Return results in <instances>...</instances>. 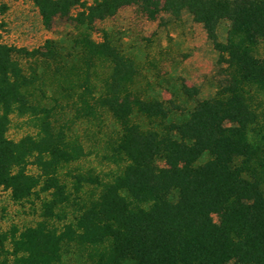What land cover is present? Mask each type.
<instances>
[{
	"label": "trees",
	"instance_id": "16d2710c",
	"mask_svg": "<svg viewBox=\"0 0 264 264\" xmlns=\"http://www.w3.org/2000/svg\"><path fill=\"white\" fill-rule=\"evenodd\" d=\"M31 1L59 31L0 43V264H264V0ZM125 8L199 24L211 92Z\"/></svg>",
	"mask_w": 264,
	"mask_h": 264
},
{
	"label": "rangeland",
	"instance_id": "374dc122",
	"mask_svg": "<svg viewBox=\"0 0 264 264\" xmlns=\"http://www.w3.org/2000/svg\"><path fill=\"white\" fill-rule=\"evenodd\" d=\"M105 26L122 31L124 40L129 44L133 37L138 36L147 40L151 51H166L169 57L165 56V66L170 67L172 73L181 74L192 85H200L202 95L211 92L212 88L205 82V77L209 76L214 66L216 54L202 27L193 23L189 16L182 15L175 24H169L166 16L161 21L151 22L136 16L134 9L125 8ZM58 29H44L31 0H0V43L33 47L55 37ZM220 29L224 31V27ZM259 54L264 55L262 46L259 47ZM9 135L17 137L16 130H11ZM0 197V226H4L8 217L3 210L6 195ZM7 210L12 211L13 208L8 206ZM212 218L217 220L214 215Z\"/></svg>",
	"mask_w": 264,
	"mask_h": 264
}]
</instances>
